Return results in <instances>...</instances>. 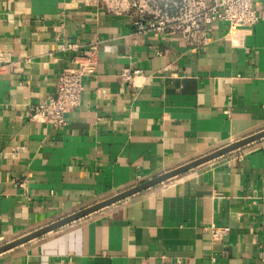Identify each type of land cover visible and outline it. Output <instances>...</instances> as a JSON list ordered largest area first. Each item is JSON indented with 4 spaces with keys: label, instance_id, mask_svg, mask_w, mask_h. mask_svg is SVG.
Segmentation results:
<instances>
[{
    "label": "crops",
    "instance_id": "crops-1",
    "mask_svg": "<svg viewBox=\"0 0 264 264\" xmlns=\"http://www.w3.org/2000/svg\"><path fill=\"white\" fill-rule=\"evenodd\" d=\"M258 9L251 29L215 22L197 49L136 33L121 0H0V246L264 130ZM93 45L97 71L67 125L31 120ZM127 68L141 70L134 83L121 79ZM212 226L229 231L215 238ZM0 264H264V138L3 252Z\"/></svg>",
    "mask_w": 264,
    "mask_h": 264
},
{
    "label": "built area",
    "instance_id": "built-area-1",
    "mask_svg": "<svg viewBox=\"0 0 264 264\" xmlns=\"http://www.w3.org/2000/svg\"><path fill=\"white\" fill-rule=\"evenodd\" d=\"M125 2L134 11L136 33H155L163 37L180 35L189 46L197 49L207 43L208 32L215 22H226L229 32L251 29L261 19L258 4L264 5V0H121ZM96 49L93 45L89 55L75 58V66L62 71L50 100L29 108L31 120L55 129L67 125V114L81 104L84 78L97 71ZM6 71L7 64L0 62V79ZM140 74L141 70L127 68L122 71L121 79L134 83ZM211 229L215 238L229 231L228 227L212 226Z\"/></svg>",
    "mask_w": 264,
    "mask_h": 264
},
{
    "label": "water",
    "instance_id": "water-1",
    "mask_svg": "<svg viewBox=\"0 0 264 264\" xmlns=\"http://www.w3.org/2000/svg\"><path fill=\"white\" fill-rule=\"evenodd\" d=\"M264 138V130H261L259 132H256L248 137H245L243 139H240L238 141H235L233 143H230L224 147H221L207 155H204L198 159H195L194 161H191L189 163H186L174 170H171V171H168L166 173H163L161 175H158L157 177L153 178V179H150L148 181H145L135 187H132L131 189H128L126 191H123L119 194H116L112 197H109L103 201H100L94 205H91L89 207H86L84 209H81L75 213H72L62 219H59L58 221H55L54 223H51L49 225H46L45 227H42L28 235H25L21 238H18L14 241H11L9 243H6L2 246H0V254L3 253V252H6L10 249H13L17 246H20L28 241H31L35 238H38V237H41L53 230H56L60 227H63L67 224H70L76 220H79L83 217H86L92 213H95L99 210H102L106 207H109L110 205L112 204H115L117 202H120L126 198H129L137 193H140L141 191H144L146 189H149L155 185H158L166 180H169L173 177H176L184 172H187L197 166H200L204 163H207L209 161H212L220 156H223L225 154H228L232 151H235V150H238L242 147H245L251 143H254L258 140H261Z\"/></svg>",
    "mask_w": 264,
    "mask_h": 264
}]
</instances>
